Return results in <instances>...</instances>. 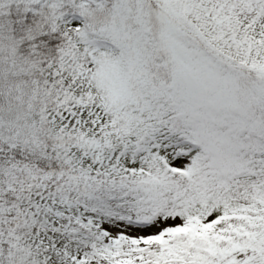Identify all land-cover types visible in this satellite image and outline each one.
Wrapping results in <instances>:
<instances>
[{"label": "snow or ice", "instance_id": "snow-or-ice-1", "mask_svg": "<svg viewBox=\"0 0 264 264\" xmlns=\"http://www.w3.org/2000/svg\"><path fill=\"white\" fill-rule=\"evenodd\" d=\"M0 264H264V0H0Z\"/></svg>", "mask_w": 264, "mask_h": 264}]
</instances>
